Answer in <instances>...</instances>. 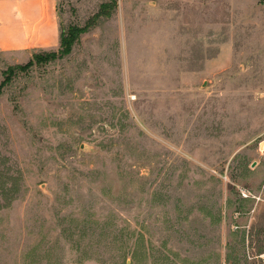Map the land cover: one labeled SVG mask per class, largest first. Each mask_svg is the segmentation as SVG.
I'll return each mask as SVG.
<instances>
[{"label":"rangeland","instance_id":"1","mask_svg":"<svg viewBox=\"0 0 264 264\" xmlns=\"http://www.w3.org/2000/svg\"><path fill=\"white\" fill-rule=\"evenodd\" d=\"M57 2L110 14L2 89L0 264H264V3Z\"/></svg>","mask_w":264,"mask_h":264},{"label":"crops","instance_id":"2","mask_svg":"<svg viewBox=\"0 0 264 264\" xmlns=\"http://www.w3.org/2000/svg\"><path fill=\"white\" fill-rule=\"evenodd\" d=\"M57 1L0 0V51L30 57L38 50L58 49L62 20Z\"/></svg>","mask_w":264,"mask_h":264},{"label":"trees","instance_id":"3","mask_svg":"<svg viewBox=\"0 0 264 264\" xmlns=\"http://www.w3.org/2000/svg\"><path fill=\"white\" fill-rule=\"evenodd\" d=\"M261 3H264V0H260ZM111 5L103 3L100 10L90 18L85 25L79 26L76 24H71L64 29L61 26V35H60V47L57 50H53L50 52H35L32 58L25 64H18L15 66H10L7 69V77L1 82L0 84V94L2 93L3 87L6 85L8 81H10V75L14 73L16 69L26 70L28 67L32 66L35 63H40L44 60H53L56 58H60L70 54L73 50V46L76 41L79 39L82 33L87 32L90 27L95 24V21L98 17L109 15L110 12H107L106 8L110 7Z\"/></svg>","mask_w":264,"mask_h":264}]
</instances>
